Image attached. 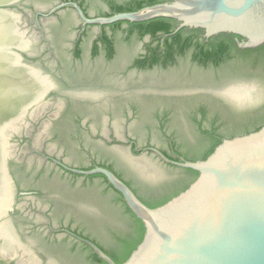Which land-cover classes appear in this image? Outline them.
<instances>
[{
	"label": "flooded vegetation",
	"instance_id": "af4514ba",
	"mask_svg": "<svg viewBox=\"0 0 264 264\" xmlns=\"http://www.w3.org/2000/svg\"><path fill=\"white\" fill-rule=\"evenodd\" d=\"M73 4L96 19L145 0H18L0 8L24 44L0 49L10 91L0 106V191L5 185L10 198L0 216V264H92L99 256L85 241L107 255L115 236L131 232L123 196L107 179L70 170L107 169L139 198L156 199L194 177L176 164L202 160L207 131L221 135L264 118V51L254 53L255 66L206 68L194 61L197 49L176 47L177 21L166 34L143 33L148 21L90 25ZM219 35L203 31L193 42L204 47ZM233 39L240 50L264 45ZM2 228L14 239L8 250Z\"/></svg>",
	"mask_w": 264,
	"mask_h": 264
},
{
	"label": "water",
	"instance_id": "95a60500",
	"mask_svg": "<svg viewBox=\"0 0 264 264\" xmlns=\"http://www.w3.org/2000/svg\"><path fill=\"white\" fill-rule=\"evenodd\" d=\"M17 1L0 2V8L8 12L6 7ZM73 6L90 25L167 18L179 23L176 32L201 29L208 37L240 36L247 48L264 44V0H171L96 19H87L77 4ZM176 165L199 175L187 190L155 209L144 205L107 169L70 171L104 176L144 223L143 241L123 264H264V126L222 141L204 161ZM85 242L107 264H116L96 245Z\"/></svg>",
	"mask_w": 264,
	"mask_h": 264
},
{
	"label": "trees",
	"instance_id": "16d2710c",
	"mask_svg": "<svg viewBox=\"0 0 264 264\" xmlns=\"http://www.w3.org/2000/svg\"><path fill=\"white\" fill-rule=\"evenodd\" d=\"M165 0H145V6L141 4H137L135 6H116L114 10L116 13H125V12H136L141 10L142 8L162 4ZM107 17H110L108 15ZM122 23L115 24L116 27ZM177 27V23L173 19L167 18H156L152 19L148 22L141 23L139 28L143 33H171ZM203 33L201 29H187L183 28L176 35L172 37V40L179 50H187L188 48L194 47L197 49V52L194 54V61L201 64L203 67L210 68L214 66V69H220L223 66L228 67L231 64L233 65H250L259 64L260 61L257 59H253L254 53L258 51H264V45L258 49H247L240 50L238 49L236 43L234 42L233 37L235 35L222 34L216 37H213L204 45V47L200 46L199 43H194L193 41L197 38L199 34ZM185 34H190V36L186 37ZM264 126V118L260 119V121H256L254 123H250L248 125H242L235 131H225L223 134H218L216 131H207L204 136V146L205 151L201 161L206 160L215 149L222 143V141L227 139H233L238 136L248 135L253 132L259 131ZM188 162H196L195 159H191ZM190 174L194 175V177L186 184L177 185L174 187V192L168 194H160L157 195L156 199H147L143 200L139 198L134 191H132L138 199L146 205L150 209H155L161 207L168 203L173 198L177 197L179 194L184 192L189 188V186L197 179L199 173L195 171H188ZM129 188L130 186L126 184ZM180 188V189H179ZM122 200L124 201L123 197ZM127 211L124 212L126 215V219L131 227V232L128 233L124 237H114V246L113 250L110 252H106L107 255L116 263L123 264L125 263L131 256V254L137 249V247L141 244L145 236V226L144 223L138 219L131 210L125 204ZM92 264H107L99 258H95V261Z\"/></svg>",
	"mask_w": 264,
	"mask_h": 264
},
{
	"label": "bare ground",
	"instance_id": "6f19581e",
	"mask_svg": "<svg viewBox=\"0 0 264 264\" xmlns=\"http://www.w3.org/2000/svg\"><path fill=\"white\" fill-rule=\"evenodd\" d=\"M3 1H6V0H0V2H3ZM16 25L14 24V20H10L9 16L3 12H0V49H3V47L5 46H10L11 45V42H15L17 46L19 47H23V45L20 44V35L18 33V31L15 29ZM26 48V47H25ZM2 53V52H1ZM2 55V54H1ZM6 55V54H4ZM3 55V56H4ZM8 55V54H7ZM2 56V57H3ZM5 59V58H4ZM2 60V59H0ZM7 61V58L5 59ZM8 63V62H7ZM8 67V66H7ZM10 70V69H8ZM23 71V70H22ZM3 72V69L2 67H0V106H2L4 100L6 97H9L10 95V91L8 88H6L5 86V83H4V79L2 78L1 76V73ZM22 73V72H21ZM23 75V73L21 74ZM25 75V73H24ZM23 75V76H24ZM37 77H35V84L38 85V87L41 86V83H39V81L36 79ZM21 79V78H20ZM34 93H35V100L38 99V89H36V86L34 85ZM231 95H237L239 97H244L242 93H239L237 91H233L231 93ZM34 101V102H35ZM31 102V101H30ZM29 102V103H30ZM24 110V109H23ZM22 112H25V111H22ZM20 114H21V109L18 108L17 109V117L16 119H19L20 117ZM23 114V113H22ZM14 120V119H13ZM12 120V121H13ZM11 121V123H12ZM15 121V120H14ZM14 123V122H13ZM2 125V124H1ZM5 127V126H4ZM3 127V128H4ZM1 129V128H0ZM5 134V131L0 130V140H1V137ZM0 152L2 153L3 152V144L2 142H0ZM2 182H3V177H2ZM4 185V184H3ZM8 188H6V186L4 185L3 188L1 189L0 191V216L3 214V210L5 208V205L6 203L9 201V197H8ZM1 231H3V235L6 237V239L8 240L7 241V246L5 247L6 250H8L9 248H11L12 246L14 247V239L13 237H10L9 233H8V229L7 228H2Z\"/></svg>",
	"mask_w": 264,
	"mask_h": 264
},
{
	"label": "rangeland",
	"instance_id": "374dc122",
	"mask_svg": "<svg viewBox=\"0 0 264 264\" xmlns=\"http://www.w3.org/2000/svg\"><path fill=\"white\" fill-rule=\"evenodd\" d=\"M101 186V183H98Z\"/></svg>",
	"mask_w": 264,
	"mask_h": 264
}]
</instances>
